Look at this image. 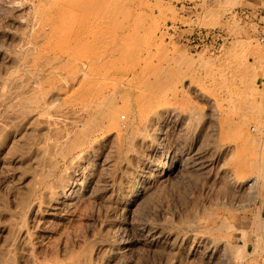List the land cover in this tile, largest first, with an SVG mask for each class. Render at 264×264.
Returning a JSON list of instances; mask_svg holds the SVG:
<instances>
[{"label":"rangeland","instance_id":"1","mask_svg":"<svg viewBox=\"0 0 264 264\" xmlns=\"http://www.w3.org/2000/svg\"><path fill=\"white\" fill-rule=\"evenodd\" d=\"M242 4L0 0V264H264V45Z\"/></svg>","mask_w":264,"mask_h":264},{"label":"bare ground","instance_id":"2","mask_svg":"<svg viewBox=\"0 0 264 264\" xmlns=\"http://www.w3.org/2000/svg\"><path fill=\"white\" fill-rule=\"evenodd\" d=\"M34 44H35V43H34ZM72 44H73V43H72ZM74 44H75V43H74ZM78 45H79V44H78ZM30 48H31V46H30ZM67 49H68V48H67ZM73 49H74V48H73ZM89 57H90V56H89ZM92 59H93V58H92ZM89 60H90V59H89ZM86 62H87V61H86ZM90 62H91V61H90ZM25 67H26V66H25ZM83 73H85V72H83ZM111 75H112V74H111ZM78 76H79V75H78ZM25 77H26V76H25ZM74 77H75V76H74ZM26 79H27V78H26ZM5 81H6V80H5ZM76 81H77V80H76ZM127 81H128V80H127ZM19 82H20V81H19ZM16 83H17V81H16ZM74 84H75V82H74ZM92 84H93V83H92ZM18 85H19V84H18ZM57 85H58V84H57ZM57 85H56V86H57ZM60 85H61V83H60ZM70 86H71V85H70ZM0 87H1V86H0ZM13 87H14V86H13ZM20 87H21V86H20ZM59 87H60V86H59ZM68 87H69V86H68ZM16 88H17V87H16ZM67 89H68V88H67ZM89 89H90V88H89ZM91 89H92V88H91ZM68 90H69V89H68ZM70 90H71V89H70ZM196 90H197V89H196ZM37 91H38V90H37ZM116 91H117V90H116ZM150 91H151V90H150ZM152 91H153V90H152ZM66 92H68V91H66ZM66 92H65V93H66ZM86 92H87V91H86ZM23 93H25V91H24ZM65 93H64V94H65ZM79 93H80V92H79ZM9 94H10V92H9ZM71 94H72V93H71ZM83 94H84V93H83ZM104 94H105V93H104ZM57 95H58V94H57ZM92 95H93V94H92ZM106 95H107V94H106ZM110 95H111V94H110ZM146 95H147V96H150V94H149V95L146 94ZM146 95L143 94V96L145 97V99L148 98V97H146ZM8 96H9V95H8ZM29 96H30V95H29ZM70 96H71V95H70ZM83 96H84V95H83ZM20 97H21V96H20ZM26 97H27V96H26ZM84 97H85V96H84ZM84 97H83V98H84ZM94 97H95V96H94ZM120 98H121V97H120ZM14 99H15V98H14ZM14 99H13V100H14ZM50 99H51V98H50ZM54 99L56 100V98H54ZM54 99H53V100H54ZM61 99H62V98H61ZM74 99H75V98H74ZM152 99H153V97H152ZM208 99H210V98H208ZM17 100H18V99H17ZM33 100H34V99H33ZM75 100H76V99H75ZM148 100H149V99H148ZM148 100H147V101H148ZM14 101H15V100H14ZM145 101H146V100H145ZM147 101L145 102V104L147 103ZM149 101H150V100H149ZM0 102H1V101H0ZM16 102H17V101H16ZM49 102H50V101H49ZM65 102H66V101H65ZM93 102H94V101H93ZM151 102H152V104H154L153 101H151ZM207 102H208V100H207ZM7 103H8V102H7ZM41 103H42V101H41ZM50 103H51V102H50ZM63 103H64V102H63ZM143 103H144V102H143ZM156 103H157V102H156ZM208 103H209V102H208ZM16 104H17V103H16ZM44 104H45V103H44ZM47 104H48V103H47ZM94 104H95V102H94ZM145 104H144V106H145ZM210 104L212 105L211 101H210ZM210 104H209V106H210ZM13 105H14V104H13ZM13 105H11V106H13ZM18 105H19V104H18ZM73 105H74V104H73ZM78 105H79V104H78ZM118 105H119V104H118ZM118 105H117V106H118ZM213 105H215V104H213ZM19 106H20V105H19ZM155 106H156V105H155ZM207 106H208V105H207ZM159 107H160V106H159ZM30 108H32V107H30ZM43 108H44V107H43ZM113 108H115V104H114V107H113ZM151 108H152V105H151ZM156 108H157V107H156ZM156 108H155V109H156ZM163 108H164V107H163ZM214 108H215V107H214ZM133 109H134V108H133ZM153 109H154V108H153ZM215 109H216V108H215ZM77 110H78V109H77ZM104 110H105V109H104ZM142 110H143V108H142ZM168 110H169V109H168ZM213 110H214V109H213V106H212V110H211V112H214ZM13 111H14V110H13ZM16 111H17V110H16ZM55 111H56V110H55ZM67 111H68V110H67ZM102 111H103V110H102ZM111 111H112V110H111ZM136 111H137V110H136ZM144 111H145V109H144ZM165 111H166V110H165ZM36 112H37V111H36ZM68 112H69V111H68ZM95 112H96V111H95ZM132 112H133V111H132ZM149 112H150V111H149ZM158 112L160 113V111H158ZM167 112H168V111H167ZM216 112H217V111H216ZM65 113H66V112H65ZM72 113H73V112H72ZM98 113H99V112H98ZM110 113H111V112H110ZM137 113H138V112H137ZM137 113H136V114H137ZM163 113H165V112H163ZM163 113H162V115H163ZM12 114H13V113H12ZM12 114H11V115H12ZM87 114H88V113H87ZM113 114L115 115L114 110H113ZM138 114H139V113H138ZM215 114H216V113H215ZM215 114H214V115H215ZM57 115H59V114H57ZM76 115H77V114H76ZM127 115H128V114H127ZM127 115L125 114V116H127ZM144 115H145V114H144ZM169 115H170V114H169ZM169 115H168V116H169ZM175 115H176V114H175ZM211 115H212V114H211ZM19 116H20V115H19ZM22 116H23V115H22ZM61 116H64V115H61ZM69 116H70V115H69ZM69 116H68V117H69ZM116 116H117V115H116ZM118 116H119V115H118ZM118 116H117V117H118ZM120 116H121V115H120ZM123 116H124V115H123ZM123 116H122V117H123ZM152 116H153V115H152ZM152 116H151V117H152ZM160 116H161V114H160ZM58 117H59V116H58ZM71 117H72V114H71ZM73 117H74V116H73ZM111 117H112V115H111ZM147 117H148V116H147ZM154 117H155V116H153L152 118H153V119H156V118L158 119L157 116H156L155 118H154ZM210 117H211V116H210ZM212 117H213V116H212ZM11 118H14V117H11ZM16 118H17V117H16ZM74 118H75V117H74ZM99 118H100V117H99ZM118 118H119V117H118ZM135 118H136V117H135ZM137 118H138V117H137ZM140 118H141V117H140ZM100 119H101V118H100ZM119 119H120V118H119ZM141 119H142V118H141ZM147 119H148V118H147ZM159 119H160V118H159ZM159 119H158V120H159ZM211 119H212V118H211ZM21 120H22V118H21ZM111 120H112V118H111ZM113 120H114V119H113ZM123 120H124V119H123ZM139 120H140V119H139ZM142 120H143V119H142ZM167 120H168V119H167ZM174 120H175V119H174ZM212 120H213V119H212ZM19 121H20V119H19ZM61 121H62V120H61ZM70 121H71V120H70ZM88 121H89V120H88ZM118 121H120V120H118ZM121 121H122V120H121ZM150 121H152V120L150 119ZM150 121H149V123H150ZM155 121H156V120H155ZM165 121H166V120H165ZM207 121H208V120H207ZM207 121H206V122H207ZM33 122H34V121H33ZM68 122H69V120H68ZM93 122H94V121H93ZM110 122H111V121H110ZM114 122H115V121H114ZM139 122H140V121H139ZM156 122H157V121H156ZM212 122H213V121H212ZM17 123H18V121H17ZM25 123H26V122H25ZM36 123H37V121H36ZM87 123H88V122H87ZM111 123H112V122H111ZM125 123H126V122H125ZM129 123H131V122H129ZM142 123H143V122H142ZM38 124H39V123H38ZM67 124H68V123H67ZM69 124H70V122H69ZM118 124H121V123H118ZM63 125H64V124H63ZM138 125H139V124H138ZM149 125H150V124H149ZM149 125H145V127H147V126L149 127ZM151 125H152V124H151ZM155 125H156V123L153 124L152 126L155 127ZM158 125H159V124H158ZM180 125H182V124H180ZM85 126H86V125H85ZM115 126H117V125H115ZM115 126H114L113 128H115ZM119 126H120V125H119ZM123 126H124V125H123ZM129 126H130V125H129ZM142 126L144 127V125H142ZM160 126H161V124H160ZM160 126H158V127H160ZM164 126H165V125H164ZM166 126H167V125H166ZM47 127H48V126H47ZM51 127H52V126H51ZM53 127H54V126H53ZM60 127H61V126H60ZM71 127H73V126H71ZM82 127H83V125H82ZM89 127H90V126H89ZM126 127H127V126H126V124H125L124 128H126ZM130 127H131V126H130ZM139 127H140V126H139ZM143 127H142V128H143ZM154 127H153V128H154ZM55 128H56V127H55ZM93 128H94V127H93ZM113 128H111V129H113ZM116 128H117V127H116ZM116 128H115V129H116ZM151 128H152V127H151ZM151 128H149V129H151ZM155 128H157V127H155ZM155 128H154L153 131H155ZM50 129H51V128H50ZM58 129H59V128H58ZM74 129H75V128H74ZM95 129H96V128H95ZM119 129H120V128H119ZM54 130H55V129H54ZM78 130H79V129H78ZM113 130H114V129H113ZM113 130H112V131H113ZM117 130H118V129H117ZM125 130H126V129H125ZM143 130H144V129H143ZM145 130H147V129H145ZM145 130H144V133H143V134H145V132H146ZM160 130H161V129H160ZM84 131H85V130H84ZM119 131H120V130H119ZM119 131H118V132H119ZM148 131H150V130H148ZM148 131H147V133H148ZM153 131H152V133H153ZM158 131H159V130H158ZM54 132H55V131H54ZM54 132H53V133H54ZM65 132H66V131H65ZM69 132H70V131H69ZM87 132H88V131H87ZM91 132H92V131H91ZM91 132H90V133H91ZM155 132H156V131H155ZM168 132H169V131H168ZM122 133H124V132H122ZM150 133H151V131H150ZM159 133H160V132H159ZM69 134H71V133H69ZM135 134H136V133H135ZM154 134H156V133H154ZM154 134H153V136H154ZM113 135H114V134H113ZM139 135H140V134H139ZM49 136H50V135H49ZM53 136H54V135H53ZM57 136H58V135H57ZM84 136H85V135H84ZM116 136H117V135H116ZM120 136H121V134H120ZM156 136H157V135H156ZM113 137H114V136H113ZM121 137H122V136H121ZM46 138H47V137H46ZM55 138H56V137H55ZM58 138H59V137H58ZM115 138H116V137H115ZM119 138H120V137H119ZM139 138H140V136H139ZM152 138H153V137H152ZM154 138H155V136H154ZM154 138H153V139H154ZM172 138H173V137H172ZM47 139H48V138H47ZM87 139H88V138H87ZM113 139H114V138H113ZM121 139H122V138H121ZM141 139H142V138H141ZM156 139H157V138H156ZM167 139H168V138H167ZM36 140H37V139H36ZM59 140H60V139H59ZM59 140H58L57 142H60ZM117 140H118V139H117ZM119 140H120V139H119ZM146 140H148V139H146ZM146 140H145V141H146ZM161 140H162V139H161ZM54 141H55V140H54ZM81 141H84V140H81ZM121 141H122V140H121ZM123 141H124V140H123ZM142 141H144V140H142ZM152 141H153V140H152ZM155 141H156V140H155ZM47 142H48V141H47ZM55 142H56V141H55ZM66 142H67V141H65V143H66ZM75 142H76V141H75ZM86 142H88V141H86ZM112 142H114V141L112 140ZM112 142H111V143H112ZM138 142H139V141H138ZM153 142H154V141H153ZM156 142H157V141H156ZM166 142H167V141H166ZM170 142H171V141H170ZM49 143H50V142H49ZM65 143H64V144H65ZM77 143H78V142H77ZM82 143H83V142H82ZM119 143H120V142H119ZM121 143H123V142H121ZM145 143H146V142H145ZM148 143H149V141H148ZM162 143H163V142H162ZM179 143H180V142H179ZM45 144H46V143H45ZM64 144H63V145H64ZM70 144H71V143H70ZM78 144H79V143H78ZM113 144H114V143H113ZM159 144H160V143H159ZM38 145H39V144H38ZM41 145H42V144H41ZM59 145H60V144H59ZM63 145H62V146H63ZM71 145H72V144H71ZM71 145H70V146H71ZM74 145H75V144H74ZM80 145H82V144L80 143ZM96 145H97V144H96ZM119 145H120V144H119ZM123 145H124V144H123ZM141 145H142V143H141ZM163 145H164V143H163ZM39 146H40V145H39ZM49 146H50V145H49ZM70 146L68 147V149L71 148ZM146 146L148 147V145H146ZM149 146H151V145H149ZM169 146H170V145H169ZM179 146H180V145H179ZM51 147H52V145H51ZM64 147H65V146H64ZM72 147L74 148V146H72ZM76 147H77V146H76ZM114 147H115V146H114ZM118 147H119V146H118ZM138 147H139V146H138ZM151 147H152V146H151ZM153 147H154V146H153ZM49 148H50V147H49ZM73 148H72V149H73ZM110 148H111V147H110ZM148 148H149V147H148ZM148 148H147V149H148ZM37 149H38V148H37ZM60 149L63 150V152H64V148H60ZM68 149H67V150H68ZM74 149H75V148H74ZM89 149H90V148H89ZM91 149H93V148L91 147ZM122 149H123V148H122ZM136 149H137V148H136ZM140 149H141V148H140ZM142 149L144 150V148H142ZM39 150H40V149H39ZM41 150H42V149H41ZM41 150H40V152H41ZM45 150H46V151H45L46 153H49V152H47V149H46V148H45ZM67 150L65 149V151H67ZM94 150H95V148H94ZM98 150H99V149H98ZM137 150H138V149H137ZM149 150H150V148H149ZM162 150H163V149H162ZM168 150H169V149H168ZM171 150H172V149H171ZM228 150H229V149H228ZM48 151H49V150H48ZM58 151L60 152V150H58ZM58 151H57V152H58ZM69 151H71V149H70ZM69 151H68V152H69ZM111 151H113V150H111ZM114 151H115V150H114ZM145 151H146V150H145ZM205 151H206V150H205ZM212 151H213V150H212ZM225 151H226V150H225ZM40 152H39V153H40ZM50 152H52V150H50ZM59 152H58V153H59ZM63 152L61 151V153H63ZM152 152H153V151H152ZM209 152H210V151H209ZM66 153H67V152H66ZM66 153H65V154H66ZM69 153H70V152H69ZM87 153H88V152H87ZM87 153H86V155H87ZM139 153H140V152H139ZM70 154H71V153H70ZM110 154H111V153H110ZM148 154H149V153H148ZM165 154H166V153H165ZM203 154H204V153H203ZM38 155H39V154H38ZM45 155H46V154H45ZM60 155H61V154H60ZM67 155H69V154L67 153ZM71 155H72V154H71ZM107 155H108V154H107ZM146 155H147V154H146ZM150 155H151V154H150ZM50 156H51V155H50ZM53 156H54V155H53ZM63 156H64V155H63ZM63 156H62V157H63ZM72 156H73V155H72ZM77 156H78V154H77ZM105 156H106V155H105ZM105 156L103 155V157H105ZM112 156H113V155H112ZM115 156H116V155H115ZM115 156H114V157H115ZM132 156H133V155H132ZM195 156H196V155H195ZM41 157H42V156H41ZM68 157H69V156H68ZM83 157H84V156H83ZM107 157H108V156H107ZM107 157H106V158H107ZM109 157H110V156H109ZM128 157H129V155H128ZM90 158H91V157H90ZM111 158H112V157H111ZM145 158H146V157H145ZM203 158H204V157H203ZM223 158H224V157H223ZM43 159H44V158H43ZM48 159H49V157H48ZM112 159H113V158H112ZM193 159H194V158H193ZM213 159H214V158H213ZM66 160H67V159H66ZM68 160H69V159H68ZM77 160H78V159H77ZM92 160H94V159H92ZM131 160H132V159H131ZM182 160H183V159H182ZM223 160H224V159H223ZM43 161H44V160H43ZM49 161H51V160L49 159ZM54 161H55V160H54ZM79 161H80V160H79ZM86 161H87V160H86ZM112 161H115V160H112ZM145 161H146V160H145ZM190 161H191V160H190ZM190 161L188 160V158H185V163H186V165L188 164V162L190 163ZM199 161H200V160H199ZM199 161H196V162H195V163H196V166H199V165L197 164V162H199ZM207 161H208V160H207ZM221 161H222V160H221ZM254 161H255V160L253 159L251 162H249V164H248V162H247L248 167H251L252 165H254ZM40 162H41V161H40ZM65 162H66V161H65ZM65 162H64V163H65ZM93 162H94V161H93ZM183 162H184V161H183ZM201 162H202V161H201ZM204 162L206 163V161H203V164H204ZM214 162H215V161H214ZM42 163H43V162H42ZM56 163H57V161H56ZM67 163H68V162H67ZM74 163H75V162H74ZM77 163H78V162H77ZM90 163H91V162H90ZM129 163H130V162H129ZM132 163H133V162H132ZM139 163H140V162H139ZM139 163H137V164H139ZM157 163H158V162H157ZM159 163H160V162H159ZM185 163H184V164H185ZM217 163H218V161H217ZM49 164H50V163H49ZM65 164H66V163H65ZM98 164H99V163H98ZM110 164H111V163H109V165H110ZM178 164H179V163H178ZM190 164L193 165V163H190ZM199 164H200V162H199ZM218 164H219V163H218ZM218 164H217V165H218ZM47 165H48V164H47ZM52 165H53V164H52ZM52 165H51V166H52ZM56 165H57V164H56ZM71 165H72V164H71ZM79 165H81V164H79ZM92 165H93V164H92ZM92 165H90V166H92ZM169 165H170V164H169ZM194 165H195V164H194ZM247 165H246V166H247ZM49 166H50V165H49ZM51 166H50V169H51ZM53 166H54V165H53ZM140 166H141V164H140ZM146 166H147V165H146ZM154 166H155V165H154ZM112 167H113V165H112ZM120 167H121V166H120ZM137 167H138V166H137ZM192 167H193V166H192ZM203 167H204V166H203ZM208 167H209V166H208ZM44 168H45V166H44ZM56 168H57V167H54V169H56ZM65 168H66V167H65ZM88 168H89V167H88ZM138 168H139V167H138ZM142 168H143V167H142ZM142 168H140V169H142ZM194 168H195V166H194ZM215 168H216V167H215ZM215 168H214V169H215ZM218 168H219V166L217 167V169H218ZM221 168H222V166H221ZM48 169H49V168H48ZM57 169H58V168H57ZM109 169H110V168H109ZM190 169H191V168H190ZM195 169H196V168H195ZM219 169H220V168H219ZM222 169H223V168H222ZM222 169H221V170H222ZM224 169H225V168H224ZM249 169H250V168H249ZM52 170H53V169H52ZM87 170H88V169H87ZM96 170H97V168H96ZM99 170H100V169H99ZM99 170H98V172H99ZM169 170H170V169H169ZM191 170H192V169H191ZM204 170H205V169H204ZM55 171H56V170H55ZM58 171H59V170H58ZM90 171H91V170H90ZM135 171H136V170H135ZM143 171H144V170H143ZM146 171H147V170H146ZM146 171H145V172H146ZM175 171H176V170H175ZM177 171H178V170H177ZM225 171H226V170H225ZM48 172H50V170H49ZM52 172H53V171H52ZM92 172H93V171H92ZM147 172H148V171H147ZM151 172H152V171H151ZM151 172H150V173H151ZM204 172H205V171H204ZM226 172H227V171H226ZM226 172H224V173H226ZM64 173H65V172H64ZM67 173H68V172H67ZM89 173H90V172H89ZM93 173H94V172H93ZM102 173H103V172H102ZM140 173H141V172H140ZM153 173H154V172H153ZM202 173H203V172H202ZM227 173H228V172H227ZM232 173H233V172H232ZM50 174H51V173H50ZM77 174H78V173H77ZM98 174H100V173H98ZM159 174H160V173H159ZM217 174H218V173H217ZM217 174H216V175H217ZM222 174H223V172H222ZM230 174H231V173H230ZM252 174H253V173H252ZM41 175H42V174H41ZM79 175H80V174H79ZM102 175H103V174H102ZM126 175H127V174H126ZM126 175H125V176H126ZM130 175H131V174H130ZM145 175H147V173L144 174V176H145ZM174 175H175V174H174ZM219 175H220V174H219ZM225 175H226V174H225ZM231 175H232V174H231ZM74 176H75V175H74ZM106 176H107V174H106ZM123 176H124V175H123ZM128 176H129V175H128ZM153 176H154V175H153ZM227 176H228V175H227ZM47 177H48V176H47ZM52 177H53V176H52ZM56 177H58V176H56ZM68 177H69V176H68ZM70 177H71V176H70ZM150 177H151V176H150ZM156 177H157V176H156ZM232 177H233V176H232ZM91 178H92V177H91ZM151 178H152V177H151ZM228 178H229V177H227V179H228ZM39 179H40V178H39ZM65 179H66V178H65ZM65 179H64V180H65ZM101 179H102V178H101ZM130 179H131V178H130ZM142 179H143V178H142ZM142 179H141V180H142ZM145 179H146V180H144V182L147 184V183L149 182V181L147 180V179H149V176H147ZM152 179H153V178H152ZM169 179H170V178H169ZM217 179H218V178H217ZM253 179H254V178H252V179H249V178H248V179H246V180L241 181L240 184L242 183V185H245V187H246V184H247L248 187H249L250 185L253 184ZM41 180H42V179H41ZM74 180H75V179H74ZM96 180H98V178H97ZM149 180H150V179H149ZM67 181H68V180H67ZM71 181H72V180H71ZM110 181H111V180H110ZM126 181H127V180H126ZM136 181H137V180H136ZM239 181H240V180H238V182H239ZM41 182H42V181H41ZM64 182H65V181H64ZM102 182H103V181H102ZM124 182H125V181H124ZM133 182H134V181H133ZM142 182H143V181H142ZM105 183H106V182H105ZM209 183L211 184V182H209ZM45 184H46V183H45ZM52 184H54V183H52ZM91 184H92V183H91ZM101 184H102V183H101ZM101 184H100V185H101ZM123 184H124V183H123ZM127 184H129V183H127ZM135 184H136V183H135ZM229 184L231 185V183H229ZM68 185H69V184H68ZM95 185H96V184H95ZM237 185H238V184H237ZM37 186H38V185H37ZM48 186H49V185H48ZM61 186H62V185H61ZM63 186H65V185L63 184ZM91 186H92V185H91ZM93 186H94V185H93ZM93 186H92V187H93ZM131 186H132V185H131ZM131 186H130V187H131ZM235 186H236V184H235ZM240 186H241V185H240ZM98 187H99V186H98ZM130 187H129V188H130ZM147 187H148V186H147ZM150 187H151V186H150ZM216 187H218V186H216ZM233 187H234V186H233ZM64 188H65V187H64ZM84 188H85V187H84ZM93 188H94V187H93ZM95 188H96V187H95ZM100 188H101V187H100ZM155 188H156V187H155ZM241 188H243V186H242ZM249 188H250V187H249ZM31 189H33V188H31ZM97 189H98V188H97ZM164 189H165V188H164ZM222 189H223V188H222ZM50 190H51V189H50ZM61 190H62V189H61ZM89 190H90V189H89ZM142 190H143V188H142ZM152 190H153V189H152ZM230 190H231V189H230ZM247 190H248V188H247ZM44 191H46V190H44ZM55 191H56V190H55ZM73 191H74V189H73ZM90 191H91V190H90ZM92 191H94V190H92ZM96 191H97V190H96ZM96 191H95V192H96ZM123 191H124V190H123ZM231 191H232V190H231ZM30 192H32V191H30ZM49 192H50V191H49ZM52 192H53V191H52ZM97 192H98V191H97ZM143 192H144V191H143ZM227 192H228V191H227ZM236 192H237V191H236ZM250 192H251V191H250ZM41 193H42V192H41ZM70 193H71V192H70ZM77 193H78V192H77ZM98 193H99V192H98ZM148 193H149V192H148ZM221 193H222V192H221ZM50 194H51V193H50ZM55 194H56V193H55ZM74 194H75V193H74ZM93 194H94V193H93ZM121 194H122V192H121ZM124 194H126V193H124ZM149 194H150V193H149ZM29 195H30V194H29ZM53 195H54V194H53ZM58 195H59V194H58ZM90 195H91V194H90ZM128 195H129V194H128ZM145 195H146V194H145ZM61 196H62V195H61ZM67 196H68V195H67ZM73 196H74V195H73ZM73 196H72V197H73ZM75 196H76V195H75ZM82 196H83V195H82ZM151 196H152V195H151ZM72 197H71V200H73ZM112 197H113V196H112ZM115 197H116V196H115ZM119 197H121V196H119ZM125 197H126V196H125ZM146 197H148V196H145V199H146ZM152 197H153V196H152ZM75 198H76V197H75ZM75 198H74V199H75ZM148 198H149V197H148ZM52 199H53V198H52ZM76 199H77V198H76ZM76 199H75V200H76ZM113 199H114V198H113ZM115 199H116V198H115ZM128 199H129V198H128ZM46 200H48V199H46ZM142 200H143V199H142ZM148 200H149V199H148ZM73 201H74V200H73ZM73 201H71L69 204H71ZM82 201H83V200H82ZM113 201H114V200H113ZM138 201H139V200H138ZM78 202H79V200H78ZM115 202H116V201H115ZM115 202H114V203H115ZM148 202H149V201H148ZM63 203H64V202H63ZM74 203H75V202H74ZM66 204H67V203H66ZM140 204H141V203H140ZM60 205H61V204H60ZM63 205H64V204H63ZM149 205H150V204H149ZM54 206H55V205H54ZM67 207H68V206H67ZM70 207H71V206H70ZM142 208H143V207H142ZM144 208H145V207H144ZM148 208H149V207H148ZM67 209H68V208H67ZM134 209H135V208H134ZM138 209H139V207H138ZM55 210H56V209H55ZM122 210H123V209H122ZM140 210H141V209H140ZM146 210H147V209H146ZM60 211H61V210H60ZM120 213H121V212H120ZM140 213H141V212H140ZM147 213H148V211H147ZM131 214H132V213H131ZM135 214H136V213H135ZM137 215H138V213H137ZM124 216H125V215H124ZM138 216H139V215H138ZM141 216H142V215H141ZM147 216H148V215H147ZM189 216H190V215H189ZM136 219H137V218H136ZM126 221H127V220H126ZM146 221H147V220H146ZM131 223H132V222H131ZM119 226H120V225H119ZM157 227H158V226H157ZM132 228H134V227H132ZM151 229H152V228H151ZM158 229H159V227H158ZM123 230H124V229H123ZM123 230H122V231H123ZM156 233H157V232H156ZM143 235H144V234H143ZM152 235H153V234H152ZM145 237H146V236H145ZM155 237H156V236H155ZM135 238H136V237H135ZM150 238H152V236H151ZM108 239H109V238H108ZM153 239H154V238H153ZM156 239H157V238H156ZM142 240H143V239H142ZM144 240H145V239H144ZM151 240H152V239H151ZM151 240H150V241H151ZM170 240H171V239H170ZM195 240H196V239H195ZM164 241H165V240H164ZM164 241H163V242H164ZM202 242H203V241H202ZM133 243H134V242H133ZM152 244H153V243H152ZM156 244H157V243H156ZM156 244H155V245H156ZM155 245H154V246H155ZM163 246H164V245H163ZM110 250H111V249H110ZM111 251H112V250H111Z\"/></svg>","mask_w":264,"mask_h":264},{"label":"built area","instance_id":"3","mask_svg":"<svg viewBox=\"0 0 264 264\" xmlns=\"http://www.w3.org/2000/svg\"><path fill=\"white\" fill-rule=\"evenodd\" d=\"M236 13L239 15L241 20L243 19L244 22L249 23L255 28V37L261 44L264 45V2L256 8H245L240 13L237 11ZM198 34L203 37L207 34V31L200 29ZM204 37H207V35Z\"/></svg>","mask_w":264,"mask_h":264},{"label":"crops","instance_id":"4","mask_svg":"<svg viewBox=\"0 0 264 264\" xmlns=\"http://www.w3.org/2000/svg\"><path fill=\"white\" fill-rule=\"evenodd\" d=\"M242 2L243 4L241 7L249 9V8H256L257 6L261 5L264 2V0H242Z\"/></svg>","mask_w":264,"mask_h":264}]
</instances>
